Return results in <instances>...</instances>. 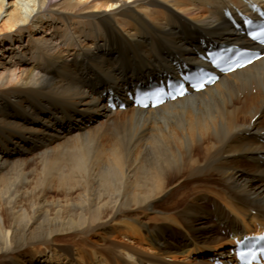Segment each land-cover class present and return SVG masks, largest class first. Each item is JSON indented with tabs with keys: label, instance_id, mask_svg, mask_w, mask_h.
I'll list each match as a JSON object with an SVG mask.
<instances>
[{
	"label": "bare ground",
	"instance_id": "bare-ground-1",
	"mask_svg": "<svg viewBox=\"0 0 264 264\" xmlns=\"http://www.w3.org/2000/svg\"><path fill=\"white\" fill-rule=\"evenodd\" d=\"M250 1L0 0V264H237L234 238L264 232V58L155 109L133 98L247 42L224 11Z\"/></svg>",
	"mask_w": 264,
	"mask_h": 264
},
{
	"label": "rangeland",
	"instance_id": "rangeland-1",
	"mask_svg": "<svg viewBox=\"0 0 264 264\" xmlns=\"http://www.w3.org/2000/svg\"><path fill=\"white\" fill-rule=\"evenodd\" d=\"M94 50V49H93ZM87 51V49H86ZM74 53V52H73ZM71 53V54H73ZM94 53H95V50H94ZM33 54H36V53H31V55ZM76 54L74 53L72 56L71 55H64L63 56V59L65 60H68V61H71L75 56ZM17 58V57H16ZM13 60V58L11 59V61ZM15 60V59H14ZM3 64V65H1ZM14 63L12 62H8L6 58L3 57V54L1 53L0 54V72H4L6 68H10L11 70H14ZM38 72H36V75H37ZM241 99H244L243 98V95L240 96ZM256 120V117L253 118V121ZM31 169V167H29ZM13 177V176H12ZM201 178V179H200ZM203 179V180H202ZM216 179V180H215ZM218 180V181H217ZM221 181V176L218 175V174H211V175H207V176H195L193 178H187L186 180H183L180 184V187H179V190H180V193L184 194V199H187L188 201L192 198L193 195H196L197 191L200 192V189L205 187V188H214L215 185H217L219 182ZM17 183V182H16ZM38 187L40 188L39 186H36L35 183H32L31 184V188L32 187ZM47 189H45L44 191L46 192ZM36 192H40L39 190H35V193ZM48 192V200H53L54 198L58 199V198H62L61 196H59L57 193L55 192ZM78 192H76L77 194ZM75 194V195H76ZM78 195V194H77ZM31 200V199H30ZM68 214L67 213H64L63 216H67ZM49 218L53 219V218H56L55 215H54V212H52L49 216ZM42 222H44V219L41 218ZM42 222H40L41 224H43ZM44 224L48 225L49 223H45ZM44 226V225H43ZM65 229L67 230V228H62V227H59V228H52V229H49V231L47 232H63L65 231ZM216 232L219 234V230L216 228ZM71 234L69 233H64V234H59L57 238L58 240V244L57 246H51V249H59L61 245H63L65 243V241L68 239V237L70 236ZM42 243V242H41ZM40 243V244H41ZM3 261L2 258H0V262Z\"/></svg>",
	"mask_w": 264,
	"mask_h": 264
},
{
	"label": "snow or ice",
	"instance_id": "snow-or-ice-1",
	"mask_svg": "<svg viewBox=\"0 0 264 264\" xmlns=\"http://www.w3.org/2000/svg\"><path fill=\"white\" fill-rule=\"evenodd\" d=\"M251 39H252L253 41H260L261 43H264V25H261V30L259 31V33H255V32H254V33L251 34ZM249 62H251V61H249ZM241 66H245V65H241ZM164 83H165V89H169V88H172V87H173V85L170 84V83H167V82H164ZM202 87H203V86L201 85L200 88H198L197 90H200ZM176 88H177V90L179 91V94H180V95H184V94H185L183 85H177ZM165 89H159V90H157V91L154 93V95H155L158 99L161 98L163 95L166 94ZM172 98L175 99V95H173ZM142 106L147 107L148 105H147V104H143ZM157 106H158V105H157ZM257 239L264 241V236H260V237H258ZM260 254H261V255H264V250H262ZM246 255H247V254L244 253V252H239V253H238V258H239L241 261H245V259H246ZM252 255H253V257L255 258V254L253 253Z\"/></svg>",
	"mask_w": 264,
	"mask_h": 264
}]
</instances>
